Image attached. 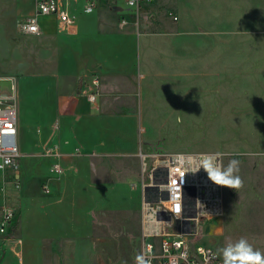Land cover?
I'll use <instances>...</instances> for the list:
<instances>
[{"label": "rangeland", "instance_id": "obj_1", "mask_svg": "<svg viewBox=\"0 0 264 264\" xmlns=\"http://www.w3.org/2000/svg\"><path fill=\"white\" fill-rule=\"evenodd\" d=\"M96 1L95 10L85 13L80 3L61 0L78 25L91 19L75 39L50 16L41 17L46 29L40 34L22 33L19 21L34 12L36 0H0V75L15 78L17 106L29 128H36V119H52L62 96L87 94L90 79L98 77L90 125L105 147L91 156L94 168L108 170V180L113 169L119 173L118 181L100 186L94 203L125 208L103 216L88 211L93 262L85 246L75 263L69 260L73 247L66 255L56 237L50 241L58 258L53 264H136L138 144L144 150L222 153L225 167L238 160L243 187L222 186L218 234L202 241L221 259L218 250L241 238L264 253V0H143L138 8L125 0ZM14 180L0 179L4 204L21 186ZM84 192L77 188V199ZM75 225L76 234L87 233L79 219ZM5 242L0 240V258L11 245ZM29 255L25 250V264H31Z\"/></svg>", "mask_w": 264, "mask_h": 264}, {"label": "crops", "instance_id": "obj_2", "mask_svg": "<svg viewBox=\"0 0 264 264\" xmlns=\"http://www.w3.org/2000/svg\"><path fill=\"white\" fill-rule=\"evenodd\" d=\"M67 1L80 3L79 6L82 8L83 0L81 2ZM50 17L54 23H57L55 17ZM90 25L91 19L80 25L75 19V25L66 28L74 33L75 39H78L81 32ZM45 29L41 25V32ZM97 107L98 103L96 106L89 103L86 94L62 96L56 105L54 117L52 119L38 117L36 128L32 131L24 119L22 109L18 106L16 138L21 153L19 164L16 171L9 170L1 173L0 179L3 180L12 175L21 186L15 189L16 194L10 196V204L0 201V205L4 204L0 213V223L3 219L4 206L10 207L13 211L9 227L13 239L10 240L11 237L4 239L3 234H0L1 241L4 239L6 244L11 241L6 253L0 258V264H25V250L28 252V249L32 259L31 264L57 263L56 250L54 245L50 244V241L56 237L64 241L65 252L64 250L63 252L66 255H71L70 252H66L67 247H73L74 256L69 257V260L72 259L75 263L78 249L85 246L87 261L93 262L96 254L89 255V251L95 247L92 232L93 219L88 211L94 208L98 211V216H103L117 214L119 210L125 208L99 207V203H94L101 185L119 179V173H116L114 169L111 171V180H108L107 169L94 168L91 151L97 149V152H101V149L105 147V143L100 141L99 130L90 125L92 113L98 109ZM129 145L134 146V143L129 142ZM46 147L47 155H42V150ZM142 147V144L137 145L136 155ZM138 160L140 167L139 155ZM51 164L59 166L56 174L51 173ZM40 182L46 183L42 185L46 189L39 187ZM77 188L80 192L85 191L84 195L79 197L80 201L75 195ZM140 201L141 195L137 198L138 254L141 253ZM77 219H79V226L84 225L87 228V233L76 234L78 233L75 228ZM219 227L220 223L217 219L208 221L206 226L208 235H217Z\"/></svg>", "mask_w": 264, "mask_h": 264}, {"label": "built area", "instance_id": "obj_3", "mask_svg": "<svg viewBox=\"0 0 264 264\" xmlns=\"http://www.w3.org/2000/svg\"><path fill=\"white\" fill-rule=\"evenodd\" d=\"M142 1L125 0L132 8H138ZM96 5V0H83L82 10L90 13ZM47 15L55 17L63 27L75 25V17L61 0H36L34 12L19 21V30L26 35L40 34V17ZM89 84L86 98L96 106L100 87L98 77H92ZM17 97L15 78L0 75V173L16 171L19 164ZM148 147L147 150L140 148L138 152L141 252L148 247L150 264H222L216 250L202 241V237L209 234L207 222L221 218L224 212L222 186L213 183L200 168L206 155L217 152L166 151L156 146ZM45 150L47 152L48 148ZM58 171L59 166L52 164L51 173ZM135 186L137 183L132 184ZM12 216L10 207L4 206L0 223V234L4 239L11 237Z\"/></svg>", "mask_w": 264, "mask_h": 264}, {"label": "clouds", "instance_id": "obj_4", "mask_svg": "<svg viewBox=\"0 0 264 264\" xmlns=\"http://www.w3.org/2000/svg\"><path fill=\"white\" fill-rule=\"evenodd\" d=\"M222 153L206 155L200 166L208 174L209 179L216 185L239 189L243 181L239 172V161L232 159L225 167L221 162ZM199 168V169H200ZM222 256V264H264V253L254 249L247 239L241 238L236 243H229L218 250ZM136 264H150L148 247L136 256Z\"/></svg>", "mask_w": 264, "mask_h": 264}, {"label": "bare ground", "instance_id": "obj_5", "mask_svg": "<svg viewBox=\"0 0 264 264\" xmlns=\"http://www.w3.org/2000/svg\"><path fill=\"white\" fill-rule=\"evenodd\" d=\"M218 219H219V218H218ZM218 219H217V220H218Z\"/></svg>", "mask_w": 264, "mask_h": 264}]
</instances>
